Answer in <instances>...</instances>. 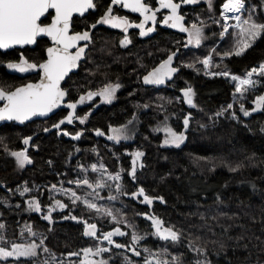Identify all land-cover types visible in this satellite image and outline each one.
Masks as SVG:
<instances>
[{"label": "snow or ice", "instance_id": "snow-or-ice-1", "mask_svg": "<svg viewBox=\"0 0 264 264\" xmlns=\"http://www.w3.org/2000/svg\"><path fill=\"white\" fill-rule=\"evenodd\" d=\"M199 2L200 0H178V2L177 0H157L158 7H153L150 0H111L104 14L89 29L81 32L73 31V17L74 15L83 17L89 10L96 9L97 5L94 0H0V50H5L6 54L7 50L14 49L17 46L36 45L38 39L44 37L49 38L51 41V46H48L45 50L46 58L41 61H31L23 52L20 53L18 60H0V66H5L7 69L19 73L36 71L39 77L36 82H28L15 87L14 90H6L4 87H0V101H4L3 106L0 107V121H19L24 123L25 121H31L34 117H49L50 113H54L56 109L64 106L68 110L67 115L58 122L53 123L51 129H56L62 135L71 136L72 139L79 140L83 134L82 131L73 134L61 127L66 123L72 124L77 120L80 124H85L88 121L89 116L92 114L91 108L88 113L80 116L77 114L78 105L94 102L95 97H100L102 102L111 104L116 99L117 91L122 87L118 81L109 82L100 89L95 91L89 89L79 94L78 99H67L71 96V92L70 89L62 86V82H65L73 69L78 68L81 61L86 58L87 50L92 42L91 29H95L97 25H109L112 28L121 29L125 35L120 44L127 46L132 42L128 36L130 28L139 29V35L144 37L154 32L157 24L160 23L170 28L178 29L181 33H186L187 40L183 44L185 48L189 46L199 48L208 39L205 35V29L208 25L204 20H200L199 17L188 25L185 23V15L181 14L180 11L182 5L197 4ZM206 2L208 9L210 11L213 10V0H206ZM115 5L129 9L132 13H138L142 19L138 23H133L130 22L127 16L114 14L113 6ZM161 10H166V12H164L162 19L158 21V13H161ZM220 17L221 19H214L213 23L221 28L218 33L220 40H225L226 37L232 36L230 46L223 51H218L216 47H212L202 59L186 65L182 63L180 67H188L198 72L203 70L205 75L228 78L234 83V101L236 99H244L246 94L254 91L257 85L264 80V62H261L258 67L251 68L244 76L232 74L227 69L223 71H212L211 69L215 64L216 57L223 61L232 56L239 57L245 54L259 38L264 36V22L257 21L254 9L246 6V0H224ZM233 20L235 23H230ZM44 21L48 22L45 23ZM149 24L151 26H148ZM230 29H234V33H230ZM180 43V41L176 42L177 45H180ZM179 51V47L175 51H169L166 59L162 60L158 66L153 67L143 76V84L152 86L163 85L178 74L180 67L174 66V60ZM197 64L202 65V69L197 68ZM215 67L218 68L219 64H215ZM254 76L260 79H254ZM180 91L183 95L177 99H182L187 105L195 107L194 98L196 93L194 89L189 85L180 89ZM252 103L254 107L250 110L245 107L244 103L239 104V111L245 117L258 110H264V94L257 95ZM142 107L148 108L149 105L144 104ZM160 107L163 108L162 105ZM233 107L234 105L230 103L227 108L215 113V116L224 115L225 112L233 109ZM231 117L239 120L236 111L231 112ZM136 119L137 117L133 114L132 118L125 124L119 126L109 125L111 134L107 135V139L117 144L122 140L131 139L129 126L133 125ZM168 120L169 117L165 115L164 120L154 131H162L164 133L163 145L179 148L187 139L186 131L190 125L191 112L183 118L184 131L175 130L168 123ZM51 129L44 128L43 131L49 132ZM94 131L97 136L105 135V132L99 128L94 129ZM31 141L32 136L23 138L24 145H29ZM5 150L9 151L10 155L15 158L19 169H24L26 165L32 163L27 147L17 151H10L7 148ZM93 151H96V149H93ZM130 155L132 160L128 174L135 181L137 167L142 168L144 166L141 162L144 153L136 151ZM89 167L92 172L99 173L94 181L89 179L87 175L89 168L83 164L78 165V168L84 175L68 181L70 184H75L76 189H91V191H86L83 196L79 195L78 191L73 188H64L63 182H61L60 187L56 184L51 186L49 190L50 202L46 206H42L38 188L36 189L37 195H31L33 189L27 183L16 191L20 197L29 194L30 198L26 201V211L43 213L46 210L43 219L50 223L54 222L53 212H63L65 209L70 208L68 203L55 198V194L60 193L68 197L73 209L77 207L79 202L88 211L93 212L98 219L110 220L114 225L111 230L103 231L96 222L89 223V220L83 216L69 215L62 218L81 223L85 237L100 241L101 244L106 241L109 246L114 245L115 249H127L137 257L141 256V251L138 250V247L148 236H155L161 241L171 242L172 244L181 241L183 233L175 229V226H166L165 221L154 214H143L151 222L150 226L154 231H146L141 235L136 225L131 224L126 218L118 216L119 210L97 203L96 201L104 199L100 196L99 190L104 188L111 190L112 185L108 183L110 180L117 181L115 190L118 195H130L137 199L142 196L143 202L147 205H151L154 198L147 195L142 186L136 192L129 193L125 191L124 185L120 183L123 179L121 174L124 171L123 169L120 172L112 173L107 170L103 163H93ZM228 167L230 171L235 172L242 165L238 164L235 167L228 165ZM118 195H110L108 199L115 201L118 199ZM158 199L163 200V197ZM0 202L7 203L6 200ZM16 207H20V205L17 204ZM221 215L226 216L227 214L221 213ZM212 219L218 220L216 216H213ZM121 225L131 229L130 242L128 244L118 243L114 239L115 237L129 236V232L123 230ZM5 228L6 225L0 223V264H64V261L56 259L55 254L51 253V250L45 244L46 236L40 234L39 242H37L38 233L33 230L31 225L25 224L21 230L22 237L25 232L27 233V241L23 243L9 241L2 231ZM238 239H242V237ZM188 246L197 254H204V259L196 260L195 264H211V261L207 258L206 248L196 247L194 242L191 241ZM224 247L225 245L221 243L220 248L223 249ZM41 251L49 254V257L40 260ZM112 251V247L97 245L95 247H85L79 252H69L67 255L69 257H78L82 253L83 259L79 260V264H110L111 257L108 259H94V257H102L104 253ZM143 252L147 254L144 257L143 264H182L180 255L172 256L171 260L159 258L160 254L168 252L167 248L161 249L160 253H154L152 249L144 246ZM69 264H76V262L69 261ZM123 264H135V262L127 254H124Z\"/></svg>", "mask_w": 264, "mask_h": 264}, {"label": "trees", "instance_id": "trees-1", "mask_svg": "<svg viewBox=\"0 0 264 264\" xmlns=\"http://www.w3.org/2000/svg\"><path fill=\"white\" fill-rule=\"evenodd\" d=\"M250 2L257 5L260 11L263 10L264 0ZM223 3L224 0H215V10L219 12ZM262 16L264 17V14ZM177 36L179 39H187L186 35L181 33ZM155 38L152 44L131 47L130 54L124 57L118 68L114 67V74L126 81V89L122 91L115 104L93 116L88 127L107 121L121 125L132 118L135 109L133 95L140 85L135 83L133 88L127 84L137 80V73L143 70L145 72L150 50L154 54L164 56L173 45L170 36L163 32ZM216 41L217 36L210 38L208 42L212 46ZM176 47L180 48L177 58L179 60L190 46ZM142 59L146 66L143 65L140 71ZM261 62H264V36L242 56L225 59L224 65L232 72L244 73ZM1 74H4L2 67L0 77ZM187 83L196 93L194 100L199 110L214 113V120L206 123L205 127H200L201 125L195 124L194 120L199 121V118L205 122L208 120L206 116L199 115L200 111L194 107L187 109L183 101H180L175 110H180V113L185 109V113L191 112V125L186 131L187 139L179 148L163 145L164 133L154 131L164 118H156L153 113L140 111L136 119L134 143L143 149L145 164L138 171L135 182L128 181L126 191L131 193L135 187L142 186L146 194L155 200L152 206L140 204L130 198L124 200L129 215L136 220L140 232L154 231L151 229V222L142 216L144 213H152L164 220L166 226H175V229L183 233L181 241L176 244L148 236L140 246L142 248L147 246L158 253L161 249L167 248L168 252L160 254V257L171 260L172 256L180 255L182 264H195L196 260L204 259V254L192 251L188 246L191 241L196 247L206 248L207 258L211 264H264V110L239 120L232 119L229 113L216 117L215 113L220 112L221 108L231 101L233 84L221 76H205L202 70L198 72L194 69L180 68L176 86L174 89H168V93L174 92L179 95V90L187 87L189 85ZM128 89L133 91L127 93ZM263 92L264 80L254 91L249 92L248 100ZM139 97L137 94L136 98ZM169 107L171 109L172 106ZM182 121L183 119L180 122L179 119L169 118L168 123L177 131H184ZM13 142L16 145L18 138ZM91 144L92 141L87 137L82 141L83 153L79 159L85 158ZM71 148L72 142L58 139L53 135L39 140L37 151L32 153L34 164L28 170L29 178L38 180L48 177L49 180H53L56 173L63 170L64 159ZM12 159L10 154L0 149L2 194H7L5 189L18 183V175L12 169L14 167ZM121 162L122 165L128 166L126 156L121 157ZM238 164L242 167L237 171L229 170L228 165L235 167ZM21 178L27 177L22 175ZM159 197H163V200L158 199ZM3 206L0 204V209H3ZM10 211L3 209L0 221L11 226V234L7 238L12 240L18 235L15 224L26 219V216L10 214L8 213ZM221 213L227 215L222 216ZM213 216L218 220H213ZM53 218L54 222L50 223L42 216L34 214L28 220L31 221L34 231L47 237L45 244L56 256H62V261L73 258L67 255L69 252H79L91 246L90 241L83 235V225L74 224L69 220L60 221L55 219L57 216ZM240 237L242 239H238ZM221 243L225 245L223 249L220 248ZM108 257H111L110 264H123V260L118 256L109 255L106 258ZM39 259L42 260V251ZM136 262L141 264L139 259H136Z\"/></svg>", "mask_w": 264, "mask_h": 264}, {"label": "flooded vegetation", "instance_id": "flooded-vegetation-1", "mask_svg": "<svg viewBox=\"0 0 264 264\" xmlns=\"http://www.w3.org/2000/svg\"><path fill=\"white\" fill-rule=\"evenodd\" d=\"M94 2L97 5L96 9H91L83 17H80L79 15H74L73 17V25L72 29L73 31H84L90 28V26L95 23L100 16L104 14V12L107 10V7L111 3V0H94ZM152 3L153 7H158L157 0H150ZM178 2V0H177ZM203 0H200L199 3L197 4H191V5H185L181 7V14L185 15L186 21L190 13L192 12L194 8L203 6ZM113 11L114 14L120 15V16H127L130 20V22L133 23H138L142 17L138 13H132L129 9H124L120 5H115L113 6ZM190 11V12H189ZM164 12L166 10H161V13H158V21L162 19ZM189 12V15H188ZM47 23L48 21H44ZM148 26H151L150 24ZM92 32V42L89 45V48L87 50V56L85 59H83L80 63V66L76 69H73V71L69 74V77L66 78L65 82H62V86L65 88L70 89L71 96L67 99H78V95L86 92L87 90L91 89L93 91L100 89L103 87L104 84L109 83V82H119L122 87L117 91L116 94V99L113 100L111 104L104 103L101 101L100 97H95L94 102H88L86 105H78L77 108V114L80 116H83L85 113H88L90 108H91V115L88 118V121L85 124H80L79 121H75L72 124H65L62 126L63 129L68 131L69 133H75V132H80L82 131L83 134L81 135L79 140L72 139L71 136H65L60 134L56 129L53 131L49 132H44V128H50L53 123L58 122L61 118L67 115V109L63 106L59 109H57L56 112H54L52 115H49V117H41L37 119H33L31 121L26 122L25 124H17L14 121L10 123H4L0 125V128L4 127H13L16 130H19V135L17 136L18 138V143L16 144L19 146L18 150L23 149L27 147L28 149V154L31 157L32 163L29 165H26V167L20 171L21 176L27 177L24 178L30 179L28 176V170L32 168L34 164V159L32 158V153L37 151L38 148V141L43 139L44 137H48L49 135H53L54 137L62 140H69L72 142V148L68 150L67 155L64 159V166L63 170L60 173H56L55 177L53 180H49V178H43V179H38L35 181H38L37 184L39 185V193L41 189V193L39 194L42 198V203L45 204V206L49 203V186L50 184L57 183L58 178H68L66 180V185L67 186H74L76 187L75 184H70L68 181H72L71 178L75 177V172L73 171V167L75 164L78 163L81 159H79L80 155L83 153V147L82 141L87 137L92 141L91 146H102V147H107L110 145L113 146H118V147H124V153L128 159V166H127V173L130 171L131 168V160L132 156L130 155L131 153H134L136 151H141L144 153L143 149L140 146H137L134 141H135V133L133 135V138L129 140H122L120 143H116L114 141H109L107 139V135H110L111 132L109 131V125L112 126H119L111 123L110 121H107L106 123L102 124H96L93 127H88L90 120L93 116L98 114L99 112L103 111L106 107L110 108L113 104L117 102L119 99L120 94L122 91H125V85L126 81L123 79L119 78V76L114 74V67L117 66L118 64L124 61V57L130 54V49L133 46H139V45H144L145 43L147 44H152L153 39L159 35V33L163 32L166 35H169L171 38V43L173 45L170 46V49L167 50V52L164 54V56H161L160 54H154L152 50H150L149 54L147 55L148 58V65L147 69L137 73V80H134L132 84H127V86L132 85L134 88L135 83L142 86L143 88H148V89H155V90H161L163 88L160 87H145L142 83V77L145 73H147L150 69H152L154 66H156L159 62H161L166 56L169 51H175L176 50V38L177 34L179 32L174 31L172 28L165 26L163 24L158 23L156 30L152 33H149L147 36L141 37L139 35V29L137 28H130L128 32V36L131 39V43L128 44L127 46H122L120 44V41L124 37V33L121 29H116L112 28L109 25H97L95 29H91ZM156 40V38H155ZM187 40V39H186ZM156 44V43H155ZM48 46H51V41L49 38L44 37V38H39L38 43L36 45H25L23 47H16L14 49H9L6 51V53H11L9 56H2L5 54V50H0V60H18L19 55L21 52L29 58L31 61H41L42 59L46 58V48ZM160 47V44L158 45ZM151 49V48H150ZM159 52L160 48L157 49ZM125 55V56H124ZM140 63L146 66V62L142 59ZM176 66L177 60H176ZM2 67L3 73L1 74L0 77V87H4L6 90H14L15 87L21 86L23 84H26L28 82H36L38 80V75L36 71H30L27 73H19L14 70L7 69L5 66H0ZM125 71V70H124ZM93 73H95L93 75ZM179 74V73H178ZM177 74V75H178ZM167 83L166 87L164 89H174L175 82H176V77ZM135 76V77H136ZM128 82V81H127ZM137 86V85H136ZM135 86V87H136ZM133 91V89H128L127 93ZM4 101L0 102V105H2ZM141 110H138V108L134 109V114L135 116L140 113ZM186 113L184 114V116ZM184 118V117H183ZM136 121V120H135ZM101 129L105 132L104 136H97L95 134L94 129ZM25 136H32V141L29 143V145H24L23 144V138ZM74 143V144H73ZM99 146V147H100ZM104 147V148H105ZM98 148V147H97ZM79 149V151H77ZM107 149V148H106ZM145 156V154H144ZM143 156V160H144ZM49 162V159L47 160ZM12 162L14 163V168L16 166L15 164V158L13 157ZM141 170L139 167H137V171ZM25 173V174H23ZM67 175V177H66ZM129 175V174H128ZM130 176V175H129ZM1 188L4 189V186L1 185ZM11 188L5 189L6 192H10ZM91 190V189H90ZM3 209L10 211L8 213H18L25 215L26 214L23 212L24 208V203H20V207H2ZM3 209H0V213H3ZM41 215L38 214L37 212H30L31 215ZM53 215V214H52ZM29 216V217H30ZM54 216V215H53ZM43 218V216H42ZM58 219V218H55ZM54 220V218H53ZM60 221H64L66 219H58Z\"/></svg>", "mask_w": 264, "mask_h": 264}, {"label": "rangeland", "instance_id": "rangeland-1", "mask_svg": "<svg viewBox=\"0 0 264 264\" xmlns=\"http://www.w3.org/2000/svg\"><path fill=\"white\" fill-rule=\"evenodd\" d=\"M247 2H246V6L248 8L254 9V15H255V18L257 19V21L258 22H264V17L262 16L264 14V5H263V10L260 11L258 6L255 5L254 3L250 2V0ZM214 3H215V0H213V10H211V11L208 9V5H207L206 0H203V4H204L203 6H200V7H197V8H194L193 10H191L192 12L190 13V15H189L190 11L188 12L189 16H188V21L186 24L190 25L192 21L197 20V17H199L200 20H204L206 22V24L208 25V27L205 29V35L208 37V39L204 41V43L202 44L201 47L197 48L195 46H190L188 51L187 50L184 51L183 54L181 55L180 59L177 60L178 67H180L182 63L186 65L188 63H192V62H195L199 59H202L205 55L208 54L209 50L212 47H216L218 49V51H223V50L227 49L230 46V44L232 43V36L231 35L226 37L225 40H220L218 37V33L221 31V28L219 25L214 24L213 20L214 19H221L220 11L222 10V5L220 6V9L218 12L215 10ZM245 15H247V13H245ZM230 23L234 24L235 21L234 20L230 21ZM234 31H235L234 29H230V33H234ZM215 36H217V41L212 46L209 45V42H208L209 39L212 37H215ZM177 41H180L181 42L180 45H182V46L186 42L185 38L179 39L178 36L176 38V42ZM188 54H192V56L187 57ZM215 64H219V67L218 68L215 67ZM215 64L213 65V67L211 69L212 71H223L225 69L230 71L227 67H225L224 60L220 61L219 57L215 58ZM199 66L202 69V65L197 64V68H199ZM258 66H255V67H258ZM180 68L191 69L188 67H180ZM142 69H143V66H140L139 70L141 71ZM202 72H203V70H202ZM230 72L232 74H235L238 76H244L246 73V72L235 73L232 71H230ZM205 76L213 77L211 75H205ZM253 78L254 79H260L259 77H256V76H254ZM228 80L234 86V83L230 79H228ZM187 84H189V83H187ZM189 85H187V86H189ZM137 88L135 90L136 93L134 92V95H133V96H135L133 98V100H134L133 104L135 106V109L138 108V110H141L142 112H146L149 114L153 113L154 114L153 116L156 118H164L165 115H167L171 120L172 119L173 120L179 119V121L181 122V120L184 117L186 109L184 110L183 113H180V110H178V111L175 110V108L177 109V107H176L177 104H179V102L182 101V99H177L178 97H180L179 95L174 93L172 90L171 91L173 93L169 94L168 89H164V88L161 90L143 88L142 86H140L138 89ZM233 92H234V90H233ZM233 92L231 95V101L228 104L231 103L234 105V107H233V109L228 110L224 114L229 113L231 116V112L236 111V114L239 118H243V117L249 118L255 112H253L250 116L245 117L243 115V113L239 111V104L244 103L245 107L250 110L251 108L254 107V104L252 102L257 95H255L253 97V99L248 100V98H249V93H248V94H246V97L244 99H236L234 101ZM137 94L140 96L139 98H136ZM261 94H264V92ZM261 94H258V95H261ZM144 104H148L149 107L148 108L142 107ZM161 105L163 106V108L160 107ZM227 105L222 107L221 111L223 109L227 108ZM169 106H172L171 109ZM194 108L196 110L198 109V111H200L197 105ZM259 111H261V110H258L256 112H259ZM199 115L206 116V118L208 119L205 122L202 121L203 119L201 120L199 118H198L199 121L194 120L195 124L201 125L200 127H205L206 123H211L214 120V113L209 114L208 112H206L204 110V111H200ZM137 116H139V115H136V117ZM192 124H194L193 121H192ZM129 128H130V135L133 138V135L136 132V128H137L136 121L134 122L133 125H130ZM161 132H157V133H161ZM18 135H19V130L16 131V129L13 127H7L6 126L4 128H0V149L4 150L8 154H10V153H9V151H6L5 148H7L10 151H17L19 146L15 145V143L13 141H14V139L17 138ZM99 146L100 145L97 146L98 148L96 146H91L90 148H88V151H86L87 154H85V158L84 157L81 158V160L78 161V163L75 164L73 167V171L75 172V177L74 178L69 177V178H71L72 180H75L78 177H82L84 175V173L78 168V165L83 164L85 167L89 168V171L87 173L89 179L94 181L98 177L99 173L92 172L89 166L93 163H97V164L103 163L109 172L115 173V172H120L122 169L124 170L121 173L123 179H122V181H120V183H122L124 185V189L126 191L127 186H128V181H132V182H135V181H133L132 178L128 175L127 166H124L121 164L122 163L121 157L126 156L125 153L123 152L125 149V146L124 147H118V146L110 145L107 147L104 146L105 148L102 146H100V147ZM93 149H96V151H93ZM15 164H16V161H15ZM12 169L18 175V181H17L18 183H15L14 185H12L10 192H8L7 194H2L0 192V201H5V200L7 201V203L0 202V204L4 205L5 207L17 208L16 207L17 204L20 205L21 202L24 203V208L22 210L26 214V219H24L22 221H17V223L15 224V226H17L16 229L18 230L17 237L15 239H12V240L8 238L9 241H15L18 243H23V242L27 241V233L25 232L24 236L22 237L21 236V230L24 228L25 224H29L33 227L31 221L28 220V218L30 216V212L26 211V209H27L26 201H27V199L30 198V196H29V194H26L24 197H20L16 190L18 188H22V186L25 185V183H27V185L33 189V192L31 193V195H37L38 193L36 192V189L39 188V185L41 183L37 184L38 181H35L32 179H29V180L28 179H26V180L22 179L21 178V172L19 173L18 170L22 171L23 169L17 168V165L15 166V168L13 167ZM137 175H138V171L136 172V177H138ZM66 177H67V175H66ZM67 179L68 178H58L57 183H54V184H56L58 187H60L61 182H63L64 188H73V189L77 190L78 194L81 196H83L86 191H91L90 189H76V187H74V186H67L65 183ZM108 183L110 185H112L111 190H109L108 188H104V189L99 190L100 196L103 197L104 199H102L100 201H96V202L100 203V204H104L106 207L113 208L114 210H119V212L117 213L118 216H120L121 218H126L131 224L136 225L138 227V224H136V220L131 215H129V210H128L127 205H126L124 200H129V198H130V199L134 200L135 202H139L140 204H145L143 202V197L141 196L139 199H137L135 197H131L130 195L129 196L118 195V193L115 190V184L117 183V181H111L110 180V181H108ZM52 185L53 184H50L49 190L51 189ZM139 187H141V186L135 187L136 189L133 190L132 192H136ZM40 193H41V189H40ZM110 195H118V199L115 201L109 200L108 197ZM55 198L61 199V200H63L64 203H68L70 205V208L65 209L63 212H59V211L53 212V215L55 217L57 216L58 219H63L62 217L69 216V215H76L78 217L83 216L85 219L89 220V223L96 222L98 224V227H101L103 231L111 230V228H112L111 226H114V225H112V222L108 219H103V220L98 219L94 215L93 212L88 211L84 207V205L80 204L79 202H78L77 207H75L73 209L71 207V204H70L68 197L63 196V194L57 193V194H55ZM39 199L41 200V203H42V198L40 195H39ZM154 200H155V198L153 199V202H154ZM152 204L149 206H152ZM42 206H45V204L42 203ZM38 214H41L40 216H43L46 214V210L43 213H38ZM20 215H22V214H20ZM66 220H69V221H71L77 225H79V224L82 225L81 223H78L75 220H71V219H66ZM0 223H3L6 225V228L2 231H3V234L7 237L9 234H11V226H8L4 221H0ZM121 227L123 230L129 232V236L128 237H115L114 239L118 243L128 244L130 242L131 229H128L125 225H121ZM106 228H108V229H106ZM149 232H151V231H149ZM140 234L143 235V232H140ZM86 238L90 241L91 247H95L97 245H100L102 247H112L113 248L112 252L104 253L102 255V257H94V259H101V258L108 259L109 257L108 258H106V257L110 255V256H118V258L123 260V255L127 254V256L131 257V259L135 262V264H138V262H136V259L141 260L140 263L143 264L144 257L147 255L146 253L143 252V248L141 246L138 247V250L141 251V256L137 257L134 255V253L128 251L127 249H115L114 245L109 246L106 241L101 244L100 241H96V240H93L92 238H88V237H86ZM36 239H37V242H39L40 234H38ZM153 252L158 253L156 251H153ZM48 257H49V254L42 252V260L47 259ZM55 257L57 260H62V256H60V255H58V256L55 255ZM159 258L164 259L160 256H159ZM81 259H83L82 253L80 256H78V257L73 256V258L67 259V261H64V262H66V264H69V261H73V262H76V264H79V260H81Z\"/></svg>", "mask_w": 264, "mask_h": 264}, {"label": "water", "instance_id": "water-1", "mask_svg": "<svg viewBox=\"0 0 264 264\" xmlns=\"http://www.w3.org/2000/svg\"><path fill=\"white\" fill-rule=\"evenodd\" d=\"M183 6H185V5H183ZM185 23H186V17H185ZM173 29V28H172ZM174 31H177V32H179V33H181L178 29H173ZM181 34H184V35H186V37H187V34L186 33H181ZM17 47H21V46H17ZM179 54H180V51H179V53H178V55H177V57H176V59L174 60V66H176L175 64H176V60H177V58H178V56H179ZM164 59H166V57L164 58ZM163 59V60H164ZM160 63V62H159ZM159 63L156 65V66H158L159 65ZM155 67V66H154ZM151 70V69H150ZM149 70V71H150ZM147 73H145L144 75H146ZM143 75V76H144ZM177 75V74H176ZM175 75V76H176ZM175 76L170 80V81H168V82H166L165 84H163V85H156V86H152V85H144L145 87H160V88H164V87H166V85H167V83H169V82H171L174 78H175ZM143 78V77H142ZM142 83H143V80H142ZM183 88H185V87H183ZM182 89V88H181ZM179 95L182 97V92L179 90ZM183 101V100H182ZM1 102V101H0ZM183 103H184V105H185V107L187 108V109H190V108H192L191 106H189V105H187L184 101H183ZM4 104V103H3ZM3 104L2 105H0V107H2L3 106ZM61 107H63V106H61ZM57 111V109L55 110V112ZM189 112H187L186 113V115L188 114ZM53 113H50L49 115H52ZM37 118H41V117H34L33 119H37ZM44 118V117H43ZM32 119V120H33ZM10 122H13V121H0V125H2V124H4V123H10ZM15 123H17V124H19L20 122L19 121H14ZM26 122H28V121H25L24 123H20L21 125L22 124H25ZM182 123H183V121H182ZM67 124V123H66ZM62 126H64V125H62ZM61 126V127H62ZM189 129V128H188ZM52 131L54 130V129H51ZM141 162L143 163V165L145 164L144 163V161H143V157L141 158ZM144 167V166H143ZM142 167V168H143ZM140 168V167H139ZM142 168H140V169H142ZM152 214V213H151ZM142 216H144L143 214H142ZM159 217V216H158Z\"/></svg>", "mask_w": 264, "mask_h": 264}]
</instances>
